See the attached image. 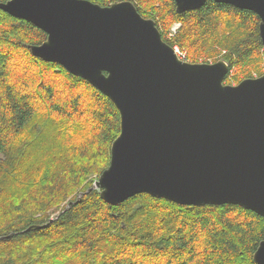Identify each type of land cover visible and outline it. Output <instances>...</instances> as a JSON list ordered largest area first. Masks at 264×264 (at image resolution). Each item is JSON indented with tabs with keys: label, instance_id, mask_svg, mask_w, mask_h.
<instances>
[{
	"label": "trees",
	"instance_id": "16d2710c",
	"mask_svg": "<svg viewBox=\"0 0 264 264\" xmlns=\"http://www.w3.org/2000/svg\"><path fill=\"white\" fill-rule=\"evenodd\" d=\"M132 1L188 61L225 60V83L264 74L256 12L215 0L181 13L175 0ZM46 38L0 9V264H258L264 216L253 210L149 193L110 204L100 188L87 191L110 165L121 114L89 81L33 55L29 45ZM33 224L46 225L27 230Z\"/></svg>",
	"mask_w": 264,
	"mask_h": 264
},
{
	"label": "water",
	"instance_id": "95a60500",
	"mask_svg": "<svg viewBox=\"0 0 264 264\" xmlns=\"http://www.w3.org/2000/svg\"><path fill=\"white\" fill-rule=\"evenodd\" d=\"M206 1L175 0L179 13ZM215 1L256 12L264 45V0ZM0 9L47 33L29 45L33 55L86 79L120 111L110 165L87 191L100 188L110 204L149 193L264 216V74L227 84L225 60H181L132 0H7ZM254 259L264 264V239Z\"/></svg>",
	"mask_w": 264,
	"mask_h": 264
},
{
	"label": "built area",
	"instance_id": "2783aa9c",
	"mask_svg": "<svg viewBox=\"0 0 264 264\" xmlns=\"http://www.w3.org/2000/svg\"><path fill=\"white\" fill-rule=\"evenodd\" d=\"M169 36L171 37V36H172V33L169 34ZM175 50H176L178 56H179L181 59H183V60H186V59H187V53H186L185 50L181 49V48L178 47V46H175Z\"/></svg>",
	"mask_w": 264,
	"mask_h": 264
},
{
	"label": "rangeland",
	"instance_id": "374dc122",
	"mask_svg": "<svg viewBox=\"0 0 264 264\" xmlns=\"http://www.w3.org/2000/svg\"><path fill=\"white\" fill-rule=\"evenodd\" d=\"M181 26V23L180 22H175L174 24H173V26L171 27V30H170V32H169V34H171L172 33V36L174 37L175 36V34H176V31L178 30V28ZM171 36V37H172ZM212 62V61H211ZM102 174V173H101ZM100 177V176H99ZM99 177H98V179H99ZM97 179V180H98Z\"/></svg>",
	"mask_w": 264,
	"mask_h": 264
},
{
	"label": "bare ground",
	"instance_id": "6f19581e",
	"mask_svg": "<svg viewBox=\"0 0 264 264\" xmlns=\"http://www.w3.org/2000/svg\"><path fill=\"white\" fill-rule=\"evenodd\" d=\"M138 9V8H137ZM139 11V10H138ZM140 12V11H139ZM141 14V13H140ZM142 15V14H141ZM143 16V15H142ZM144 17V16H143ZM146 18V17H145ZM147 19H152V18H147ZM154 20V19H153ZM155 21V20H154ZM155 23H156V21H155ZM156 26H157V24H156ZM157 28L159 29V27L157 26ZM159 31H160V29H159ZM161 32V31H160ZM161 35H162V33H161ZM175 46H178V45H175ZM175 46L173 47L174 48V50H175ZM179 47V46H178ZM175 52H176V50H175ZM176 54H177V52H176ZM178 55V54H177ZM179 57V56H178ZM180 58V57H179ZM181 59V58H180ZM181 60H183V59H181ZM184 61H188L187 59L186 60H184ZM190 62V61H189ZM229 74V73H228Z\"/></svg>",
	"mask_w": 264,
	"mask_h": 264
}]
</instances>
